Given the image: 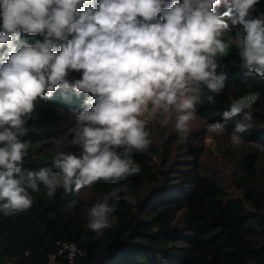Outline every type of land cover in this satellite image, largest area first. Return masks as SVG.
I'll list each match as a JSON object with an SVG mask.
<instances>
[{"label":"clouds","instance_id":"clouds-1","mask_svg":"<svg viewBox=\"0 0 264 264\" xmlns=\"http://www.w3.org/2000/svg\"><path fill=\"white\" fill-rule=\"evenodd\" d=\"M0 0V211L10 216L31 208L28 189L49 197L58 188L75 190L98 180L113 183L138 173L139 166L116 148L145 149L150 141L141 118L148 113L175 110L176 128L185 131L195 117L203 91L222 93L226 76L217 55L231 44L240 49L243 68L264 78V14L252 12L259 0ZM162 15L163 20L160 19ZM235 29L230 41L225 33ZM22 34L39 35L34 45L19 41ZM71 36V39L69 37ZM57 41H65L59 45ZM74 91L91 93L87 107L76 112L75 127L58 144L79 147L82 158L60 151L53 160L56 171L21 173L29 144L28 133L36 103L51 99L71 71H81ZM259 93L233 102L222 121L240 117L232 136L244 143L252 113L247 111ZM223 122L209 125L223 130ZM66 142V143H65ZM214 146V141L209 139ZM264 151V146L257 145ZM123 193V196L120 195ZM121 199L135 204L127 184L104 194L88 212L87 227L98 235L112 227L110 215Z\"/></svg>","mask_w":264,"mask_h":264},{"label":"trees","instance_id":"trees-1","mask_svg":"<svg viewBox=\"0 0 264 264\" xmlns=\"http://www.w3.org/2000/svg\"><path fill=\"white\" fill-rule=\"evenodd\" d=\"M262 14L264 0H259L252 15ZM236 35L232 29L223 39ZM37 40L43 42V37L22 34L14 43L34 45ZM64 42L57 41V50ZM239 51L233 43L224 55H217L223 65L217 73L226 76V87L222 93H210L201 85L196 105L207 126L223 122L224 132L233 136L240 117L224 122V111L259 93L247 110L252 113L249 131L241 134L248 149L226 155L234 164L230 178L203 164V133L182 137L162 128L156 135L145 123L150 141L145 149H115L122 157L127 152L139 166L138 173L116 183L101 179L78 191L74 184L68 190L61 187L52 197L40 184L39 191L28 189L31 208L10 216L0 211V264H264V152L254 146H264V78L243 68ZM6 52L7 46H0V56ZM82 74L71 71L67 88L61 85L51 99L37 101L26 125L28 133L19 137L29 144L22 174L56 171L53 160L60 151L82 158L76 147L56 143L73 135L65 134L63 115L87 107L84 101L91 93L74 91ZM122 184L128 185L135 204L121 199L110 215L112 227L98 235L87 227L89 209ZM88 189L87 201L82 194ZM65 244H76L81 253L71 259Z\"/></svg>","mask_w":264,"mask_h":264},{"label":"rangeland","instance_id":"rangeland-1","mask_svg":"<svg viewBox=\"0 0 264 264\" xmlns=\"http://www.w3.org/2000/svg\"><path fill=\"white\" fill-rule=\"evenodd\" d=\"M171 2L172 0H164L165 6L170 4ZM224 10L225 8L222 0L221 5L216 8V11L218 13H222ZM75 115L76 114L74 113H66L63 115L62 127L64 128L65 134L70 133L69 130L75 127ZM176 117L177 113L173 109L167 113L163 112L162 110L155 112L154 114L148 113L141 118L152 128L153 131L156 132V135H158V131L162 128H165L168 132L171 133L175 132L182 137H184L185 135H189V137L199 135L198 133L194 134L195 132H199L201 134L203 133L201 142H203L204 146L206 147L203 164L209 169L217 167L216 170L218 173H222L227 178H230L232 176V173L234 172V164L231 160L226 158V155H230V153L233 151L239 153L240 151H243L242 149L247 150V143L236 145L232 139V136L226 134L224 130L211 131L209 129V126H207L202 121V118L197 111L195 113V117L188 122L187 129L185 131L177 130L175 126L177 122ZM209 139L214 141V146L208 143ZM257 145L261 144H254V146L256 147ZM76 148L78 150V154L80 153L83 156V150L78 146ZM90 193L91 191L88 189L85 193L82 194V197L88 201Z\"/></svg>","mask_w":264,"mask_h":264},{"label":"built area","instance_id":"built-area-1","mask_svg":"<svg viewBox=\"0 0 264 264\" xmlns=\"http://www.w3.org/2000/svg\"><path fill=\"white\" fill-rule=\"evenodd\" d=\"M63 249L68 252L71 259L75 258L77 254L81 253V250L76 244H65Z\"/></svg>","mask_w":264,"mask_h":264}]
</instances>
